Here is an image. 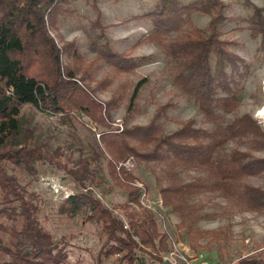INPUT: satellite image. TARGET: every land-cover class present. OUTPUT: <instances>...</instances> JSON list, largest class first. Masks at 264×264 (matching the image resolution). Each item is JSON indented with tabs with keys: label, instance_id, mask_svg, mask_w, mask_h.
<instances>
[{
	"label": "trees",
	"instance_id": "trees-1",
	"mask_svg": "<svg viewBox=\"0 0 264 264\" xmlns=\"http://www.w3.org/2000/svg\"><path fill=\"white\" fill-rule=\"evenodd\" d=\"M74 1L0 0V264L69 263L72 237L55 238L43 226L44 194L32 189L46 167L61 173L72 185V194L58 204L57 215L66 223L80 221L82 226L96 227L102 240L98 264L114 256L116 264H144L146 259L164 264L169 237L159 231L153 212L140 204L142 191L135 186L138 180L133 171L117 169L129 157L134 164L150 167L161 205L179 218V228L193 250L199 249L198 242L206 237L219 242L218 233L194 228L203 218L192 202L195 196L220 193L251 210L264 208V191L245 183L264 173V158L252 157L253 152L264 151V129L249 114L230 121L223 118L239 108L250 69L220 30L232 21L225 13L226 5L220 0L188 4L158 0L152 12L121 22L149 21V33L137 44L148 42L161 49L171 66L172 87L195 103L210 129L195 127L193 121L169 119L172 106L167 103L157 106L147 125L124 123L120 130L112 112L122 99L112 96L107 102L100 101L90 86L106 90L110 82H96L92 70L102 62L114 76H123L145 59L112 52L106 41L90 60L74 43L58 46L51 32L58 34V18L70 14L67 7ZM194 15L209 18L206 30L193 25ZM245 22L250 37L259 39L257 52L264 60V7H253ZM93 26L104 31L97 22ZM98 37L105 40L103 33ZM144 83L143 79L134 86L126 116L137 111ZM25 107L56 116L61 125H72L78 115L86 118L94 129L88 154L72 144L49 147L25 119ZM165 123H175L178 129L168 134ZM231 142L244 144L247 150L238 145L220 155ZM66 151L78 154L73 164L66 160ZM102 161L108 178L125 196L121 204L109 207L103 200L106 180L101 174ZM188 170L202 176L180 183L179 173ZM243 264H264V256Z\"/></svg>",
	"mask_w": 264,
	"mask_h": 264
},
{
	"label": "rangeland",
	"instance_id": "rangeland-1",
	"mask_svg": "<svg viewBox=\"0 0 264 264\" xmlns=\"http://www.w3.org/2000/svg\"><path fill=\"white\" fill-rule=\"evenodd\" d=\"M194 0H181L188 4ZM226 5L225 13L232 21L220 27L224 38L232 44V51L250 66L247 77L243 82L240 106L233 113L223 115L225 121L249 114L264 129V119L260 110L264 106V60L263 54L257 52L259 39H252L248 31L246 19L253 12V7L263 8L264 0H220ZM158 0H122L114 3L112 0H76L68 7L70 14L58 18V34L52 33L58 46L64 43H74L85 59H92L97 51L107 42L112 52L124 53L132 59H141L142 65L131 73L123 76H114L110 68L100 62L92 70L96 82L106 79L110 82L106 90H96L91 85L96 97L107 102L112 96L122 100L118 108L112 112V119L117 127L145 126L152 119L157 106L171 104L168 118L175 122L193 121L195 127L210 129L204 124L197 106L192 100L183 97L172 87L171 66L167 63L161 49L151 43L141 42L151 29L149 21L131 20L134 16H141L152 12ZM99 12V19L96 10ZM104 28V31L94 24ZM193 25L206 30L209 18L203 15L192 17ZM103 33L104 39L98 36ZM106 41V42H105ZM63 60H66L65 56ZM146 80L137 98V111L126 116L129 96L134 86ZM24 117L30 122L35 135L48 144L49 147L75 145L82 148L86 155L88 146L93 143L94 129L90 122L78 115L72 125H61L58 117L48 116L34 108L25 107ZM178 129L175 123H165L164 131L172 133ZM97 139V137H96ZM240 145L245 151L247 146L238 142L225 145L220 155H226L231 149ZM66 160L73 164L78 158L74 151L65 152ZM252 157L264 158V151L253 152ZM67 161V162H68ZM132 170L138 182L142 183L146 191V201L153 212L160 232L168 235L170 249H176L183 255L202 253L209 264H243L252 258L264 256V208L251 210L235 199L223 197L220 193H203L192 200L198 207V215L203 218L194 225V228L203 232L218 233L220 241H210L209 237L201 239L199 249L193 250L191 242L185 232L179 228L180 220L168 208L161 205L160 196L155 186V179L149 166L134 164ZM151 166V165H150ZM102 176H104L105 196L103 200L109 207L121 204L125 196L113 185L107 176L105 163L102 161ZM45 174L38 177L32 184L35 192L43 193L46 207L43 226L55 237H72L70 259L68 264H98L97 256L102 240L93 225H81V222L66 223L57 213V206L62 199L51 189L57 187L61 192L72 193V185L65 181L64 176L53 169L45 168ZM202 174L188 170L179 173L178 181L187 183ZM246 184L264 191V173L258 177H250ZM116 256L104 260L101 264H116ZM145 264H153L146 259Z\"/></svg>",
	"mask_w": 264,
	"mask_h": 264
},
{
	"label": "built area",
	"instance_id": "built-area-1",
	"mask_svg": "<svg viewBox=\"0 0 264 264\" xmlns=\"http://www.w3.org/2000/svg\"><path fill=\"white\" fill-rule=\"evenodd\" d=\"M120 130L122 129L121 126H119ZM134 162L132 158H126L122 163H120L117 167V169H123L126 170L127 172H130L134 169ZM135 186L140 188L142 191L141 197H140V204L147 208L150 209V207L147 205L146 201V192L143 189L142 185L138 182L135 183ZM52 190L62 199H67L72 193H67V191L61 192V189L57 187H51ZM134 240L137 242L138 238L134 237ZM162 261L164 264H209L205 256L202 253H192L191 255H183L179 253L176 249H170L168 253L163 255ZM146 263V260H144V264Z\"/></svg>",
	"mask_w": 264,
	"mask_h": 264
},
{
	"label": "bare ground",
	"instance_id": "bare-ground-1",
	"mask_svg": "<svg viewBox=\"0 0 264 264\" xmlns=\"http://www.w3.org/2000/svg\"><path fill=\"white\" fill-rule=\"evenodd\" d=\"M260 115H262V116H263V119H264V106H263V108L260 110Z\"/></svg>",
	"mask_w": 264,
	"mask_h": 264
}]
</instances>
